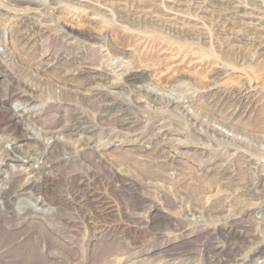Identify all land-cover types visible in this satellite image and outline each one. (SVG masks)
Masks as SVG:
<instances>
[{"label": "rangeland", "instance_id": "obj_1", "mask_svg": "<svg viewBox=\"0 0 264 264\" xmlns=\"http://www.w3.org/2000/svg\"><path fill=\"white\" fill-rule=\"evenodd\" d=\"M263 31L264 0H0V264H259Z\"/></svg>", "mask_w": 264, "mask_h": 264}, {"label": "bare ground", "instance_id": "obj_2", "mask_svg": "<svg viewBox=\"0 0 264 264\" xmlns=\"http://www.w3.org/2000/svg\"><path fill=\"white\" fill-rule=\"evenodd\" d=\"M197 1V0H196ZM174 2V1H173ZM200 2V1H199ZM195 3H197V2H195ZM177 5V4H176ZM198 5H199V3H198ZM195 6V5H194ZM194 9V8H193ZM196 9H197V7H196ZM198 11V10H197ZM263 28V27H262ZM260 29H261V27H260ZM259 29V30H260ZM262 30V29H261ZM257 32H258V30H257ZM264 32V31H263ZM259 37V36H258ZM264 37V36H263ZM264 40V39H263ZM259 41V40H258ZM261 44H262V42H261ZM258 45H260V44H258ZM263 45V44H262ZM259 47V46H258ZM125 79H126V81H130V80H134L135 78L134 77H132V75L131 74H128V73H126L125 74ZM96 91V90H95ZM94 91V92H95ZM137 91V90H136ZM147 91V90H146ZM146 91H144V89L143 90H139V95L141 94V95H143L144 97H146L149 101H151L153 104H159V100L157 99V97L155 96V95H153V94H149V93H147ZM85 92V91H84ZM99 96L101 95V94H103L101 91H97L96 92ZM96 93H94L95 95H97ZM94 95V96H95ZM100 97H102V96H100ZM13 99H15V97H13V96H10L9 98H8V101L10 102V101H12ZM19 99H21V98H19ZM4 104V103H3ZM5 105V104H4ZM158 106V105H157ZM167 107H168V109H170L171 111H174V110H180V112L182 113V114H184V115H186L187 114V112H186V107L184 108L183 107V105L182 106H176V105H173V104H168L167 105ZM6 112V111H5ZM23 119V115H22V113H21V111H19V112H11L10 111V120H12V121H14V122H18L19 123V121H21ZM21 123V122H20ZM25 129V128H24ZM215 130V129H214ZM70 132H73L74 131V129H71V130H69ZM213 133H216V135L217 136H220V137H224V138H226V139H229L230 138V136L228 135V134H224L223 132H221V131H217V130H215V132H213ZM22 134H23V131H22ZM28 135H30V134H26L25 133V137L27 138L26 140H31L30 138L31 137H28ZM32 136V135H31ZM21 137V136H20ZM54 137V136H53ZM21 140V139H20ZM49 140V139H48ZM50 141V140H49ZM21 142H22V140H21ZM26 142V141H25ZM31 142H33V141H31ZM36 144H38V143H36ZM25 145V144H24ZM46 146V145H45ZM60 147H62L61 146V144H59V143H56V142H54L53 143V145L52 146H50L49 148L48 147H46L47 149H46V151L48 152V153H46L47 155L48 154H51L52 153V151H53V149L54 150H56L57 151V153H58V150L60 149ZM24 148V147H23ZM43 148H45V147H43ZM27 149V148H26ZM45 150V149H44ZM13 151H17V152H19V153H21V154H23L22 156H24L26 153V156L24 157V159H27L29 156H28V154H30L29 153V151H27L25 154L23 153L24 151H23V149L22 150H20L19 149V147H13ZM35 151V150H34ZM45 152V151H44ZM16 154V153H15ZM38 155V154H37ZM43 155H45V153H43ZM13 156V155H12ZM20 157V156H19ZM17 158V157H16ZM31 160V159H30ZM34 160V159H33ZM47 160V159H46ZM25 163H27V162H25ZM257 165V164H256ZM20 167V166H19ZM18 170H20V169H18ZM17 170V171H18ZM261 175V174H260ZM260 177V176H259ZM264 183V182H263ZM258 185V184H257ZM262 185V184H261ZM264 185V184H263ZM259 191H260V189H259ZM263 193V192H262ZM264 194V193H263ZM262 195V194H261ZM256 199H257V197H256ZM252 206V205H251ZM254 206V205H253ZM256 206V205H255ZM23 215L25 216V217H27V218H29L31 215H32V213H30V212H24L23 213ZM33 216V215H32ZM242 240V239H241ZM247 240V239H246ZM241 242V241H240ZM239 243V242H238ZM255 253V252H254ZM255 256V258L256 259H259V260H261L260 262H259V264H264V247L263 248H259L258 249V251L254 254ZM237 256V255H236ZM252 260V259H251ZM235 261V260H234ZM241 262V261H240ZM247 262V261H246ZM234 264V263H233Z\"/></svg>", "mask_w": 264, "mask_h": 264}]
</instances>
